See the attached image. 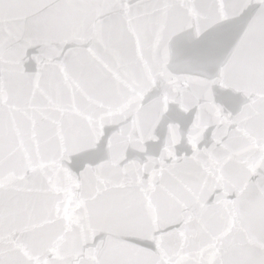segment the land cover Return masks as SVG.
Here are the masks:
<instances>
[{"label":"snow or ice","instance_id":"snow-or-ice-1","mask_svg":"<svg viewBox=\"0 0 264 264\" xmlns=\"http://www.w3.org/2000/svg\"><path fill=\"white\" fill-rule=\"evenodd\" d=\"M0 264H264V0H0Z\"/></svg>","mask_w":264,"mask_h":264}]
</instances>
